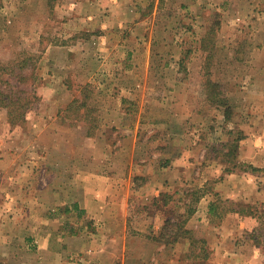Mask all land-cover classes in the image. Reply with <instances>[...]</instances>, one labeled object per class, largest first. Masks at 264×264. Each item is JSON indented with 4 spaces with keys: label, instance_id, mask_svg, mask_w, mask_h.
Here are the masks:
<instances>
[{
    "label": "crops",
    "instance_id": "0c3cea01",
    "mask_svg": "<svg viewBox=\"0 0 264 264\" xmlns=\"http://www.w3.org/2000/svg\"><path fill=\"white\" fill-rule=\"evenodd\" d=\"M2 1L40 60L24 121L0 113V264H189L186 241L155 240L166 213L179 220L193 200L180 187L264 202V0ZM207 76L226 103L206 92ZM221 123L220 145H238L229 174L206 127ZM210 196L187 229L202 228ZM229 220L218 264H264L261 247L234 242L253 216Z\"/></svg>",
    "mask_w": 264,
    "mask_h": 264
},
{
    "label": "rangeland",
    "instance_id": "374dc122",
    "mask_svg": "<svg viewBox=\"0 0 264 264\" xmlns=\"http://www.w3.org/2000/svg\"><path fill=\"white\" fill-rule=\"evenodd\" d=\"M0 5L3 6V9H1L2 7H0V60L4 63H9V65L12 67L13 65L17 64L18 62H20L23 59H28L27 63L28 66H35L37 67L38 62H39V56L38 53L35 51L34 46H35V42H34V38H31L29 41L25 42V41H20L17 38L20 36L19 34H17L16 30L14 29V26H12L14 23L12 20H10L8 18L9 14V9L7 10V8L10 7H6V3H8L9 1H2L0 0ZM219 25L216 24L213 28L211 33L209 34V39L206 43L203 44L204 48L208 49L209 51L213 52V50L215 49V43H216V37H217V30H218ZM30 58V59H29ZM16 68H19L18 66ZM29 70H25L23 71V73L28 72ZM19 72V70H18ZM21 76V75H20ZM19 77V76H18ZM8 78V77H6ZM12 82L11 84L14 85H18L16 80L11 77ZM25 82L24 84L20 87V90H31L33 86V79L32 77H30L28 80L25 78ZM206 81L207 82V87H206V92H208L209 96H215L218 98V101H224L226 103V90L225 87H223V84L221 85L220 83H218L219 87H217L216 89H210L209 91V86L208 84L213 81L212 77L207 76L206 77ZM214 83V82H213ZM5 87V86H3ZM12 87V86H11ZM13 91L9 92L10 89L6 88L7 93H9L10 95H15L14 98H18L19 95L22 96V99H27L28 97H30V94L24 93V92H20V93H16V91L18 90V86L13 87L12 88ZM211 93V94H210ZM32 95V94H31ZM225 99V100H224ZM35 102L31 103L28 107V109L32 108L34 106ZM11 109L16 110V107H12ZM22 111V109H21ZM29 111V110H28ZM250 112L251 114V110L250 111H245V114H243L244 119L242 122L243 126H237V129H245L248 130L249 129V125L251 123V121H247V119L245 118L247 116V114ZM0 113H8V109L4 108L3 106H1L0 104ZM8 117V116H7ZM22 123V122H20ZM210 123V122H209ZM236 125V124H235ZM224 124L221 123L219 125H211V124H207V129L209 132H213V138H211L210 141V147H211V156L215 157L218 161L224 162L227 165L226 170L224 171L226 174H229L230 170L232 169V166L235 163L234 157L236 159V153L235 152L234 155L230 154V150H232V147L230 149V144L228 147L223 148L220 144H222V142H220V140L222 139H227V137H220L221 132L225 131L224 134H226L227 128L223 127ZM234 126V124H233ZM215 132L218 133L217 136H215ZM223 135V134H222ZM233 151V150H232ZM244 170L246 169V167H243ZM141 183V181H140ZM180 189H182L181 191V195L183 197H187L189 199H193L197 198L198 196H202L205 194H211L212 196L211 199L212 203H215L216 205L220 206V209L218 211V213H212L210 212L209 209V205L210 203H206L205 204V210L203 211V226L200 230L197 231H193V233L195 234L196 238H202V239H206L208 241L209 244V248L211 251V256H210V262H212V264H218V261L216 260V256L214 255V245L215 243L218 244V246H220V241L224 240L225 237H229L230 240V220L226 221V216H228L227 212L228 209H230L232 206L230 203V199H227L224 194H222V192L217 191L216 186H206L204 188H194L191 187L190 189L188 188L187 190H185V187H180ZM180 197V196H179ZM180 199V198H179ZM178 199V200H179ZM174 201L173 204L171 205H179L180 208L183 207L186 208L185 205V201ZM209 201V200H208ZM189 205H192L193 207L197 205V203L195 204L193 201H190L188 203ZM254 209H258L259 210V216L262 215L261 219H257L254 218L255 220V227L253 229V231H248L247 232H241L236 234V236H234V242H236V244L239 245H246V246H252V245H256L261 247V251L262 254L264 255V202H259L258 204H252ZM138 211H143L144 208L143 207H139L136 208ZM188 209V208H187ZM168 210V209H167ZM205 214V215H204ZM167 217L172 219V224L173 226H171V228L173 229V233H178V228L174 225L175 223H177L178 219L176 220L175 218L172 217L171 213H166ZM221 215V217H219ZM223 217V218H222ZM222 218V219H221ZM238 222L236 220H232L231 225L235 226ZM228 225V230L226 233L221 232L220 228L222 226ZM232 226V227H233ZM187 229V228H186ZM220 230V232H218ZM223 231V230H222ZM183 231L178 233V236L181 237L183 236ZM169 240L173 239L172 237L168 238ZM180 240L186 241L188 244V252L187 255H189V257L194 258L195 254L200 253L201 251V247L202 244L199 242H195V240L193 239H183L181 238ZM228 240V241H229ZM230 242V241H229ZM247 242H249L250 244H248ZM229 244V243H228ZM252 248V247H250ZM249 248V249H250ZM249 251V250H248ZM190 260V261H191ZM220 261V260H219ZM189 264H204L202 261H198L197 263L195 261H191Z\"/></svg>",
    "mask_w": 264,
    "mask_h": 264
},
{
    "label": "trees",
    "instance_id": "16d2710c",
    "mask_svg": "<svg viewBox=\"0 0 264 264\" xmlns=\"http://www.w3.org/2000/svg\"><path fill=\"white\" fill-rule=\"evenodd\" d=\"M30 59V58H29ZM28 59H23L20 62H18L17 64L13 65L12 67L9 65V63H4L0 60V104L1 106H3L4 108L8 109V119L11 122L12 125H16L22 121H24L26 114L28 112V107L31 103L35 102L37 100V97L35 95V91H34V87H32L31 90H20V87L24 84V82L26 81L25 78L28 80L30 77H32L33 79V83L35 82V71H36V67L35 66H28ZM19 68H16V67ZM19 70V72H18ZM25 70H29L28 72L23 73V71ZM21 75V76H20ZM19 76V77H18ZM8 77V78H6ZM11 77H13L17 84L12 85V79ZM32 83L31 86H33L34 84ZM5 86V87H3ZM12 86V87H11ZM18 86V90L16 91V93H20V92H24L27 94H30V97H28L26 100L22 99L23 97L19 95L18 98H14L15 95H10L9 93H7L6 88L10 89L9 92L13 91V87L17 88ZM209 86V91L210 89H216L217 87H219V85L217 83H213L212 81L208 84ZM211 94V93H210ZM12 107H16V110L11 109ZM22 109V111H21ZM232 147V150H230V154L234 155L235 152L237 151V142L235 141L232 145H230V149ZM245 171H250V172H257L259 171V169H256L250 165L246 166ZM230 172H233L232 170H230ZM201 196H198L197 198H194V200H192L195 204L196 202H198L200 200ZM165 206H168V204H170L171 200L173 199V197L168 194L165 193L164 195H162L160 197ZM232 206L230 209H228L227 212H232V211H237L242 215L245 216H253V218H257V219H261L262 215L259 216V210L258 209H254L252 204H239V203H235V202H231ZM220 209V206L216 205L215 203H212L210 205V212L212 213H218ZM195 209L192 205L188 206V210L186 212L185 215L179 216V220L177 221V223H175L174 225L178 228V233L181 231H183V236L179 237L178 233H173V229L171 228V226H173L172 224V219L168 218L165 222V225L161 231V233L159 234L158 237L155 238L156 241L160 242V243H164L166 245H173L177 242L180 241L181 238H187V239H194L195 242H199L202 244L201 247V251L200 253L195 254L194 258H192L193 261H195L196 263L198 261H202L204 264H212V262H210V256H211V251L210 248L208 247V241L206 239H202V238H196L195 234L193 233V231L186 229V223L189 219V217L194 213ZM221 217V215L219 216ZM223 218V217H222ZM221 218V219H222ZM172 237L173 239L169 240L168 238ZM187 258L189 260H191V258L189 257V255H187ZM191 260V261H192Z\"/></svg>",
    "mask_w": 264,
    "mask_h": 264
}]
</instances>
